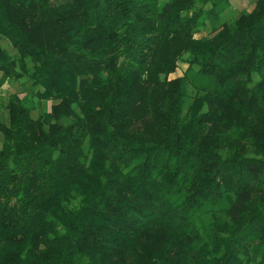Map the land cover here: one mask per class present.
Instances as JSON below:
<instances>
[{"label": "trees", "instance_id": "16d2710c", "mask_svg": "<svg viewBox=\"0 0 264 264\" xmlns=\"http://www.w3.org/2000/svg\"><path fill=\"white\" fill-rule=\"evenodd\" d=\"M229 6L0 0V87L38 89L0 120V264H264V0Z\"/></svg>", "mask_w": 264, "mask_h": 264}, {"label": "rangeland", "instance_id": "374dc122", "mask_svg": "<svg viewBox=\"0 0 264 264\" xmlns=\"http://www.w3.org/2000/svg\"><path fill=\"white\" fill-rule=\"evenodd\" d=\"M255 0H229V8L221 15V21L232 23L235 19L239 18L242 14L249 13L254 8ZM206 35V33H202ZM199 37V35H196ZM1 46L14 58H19L16 51L11 47L8 40L1 38ZM186 57L178 62L176 70L168 76V79H175L177 77L183 76L185 73L187 64L185 62ZM38 91L37 88L31 85V82L27 78L22 77L19 80L5 79L0 87V120L3 122H8V112L6 111V103L10 96L13 94L19 95L20 98L25 96L31 97L34 96ZM189 95H193V90L191 87H188ZM34 100L37 102V109L32 113V117L35 119L40 114L48 112L50 107L55 102L47 100H39L34 97ZM2 135L0 134V146L2 144Z\"/></svg>", "mask_w": 264, "mask_h": 264}]
</instances>
